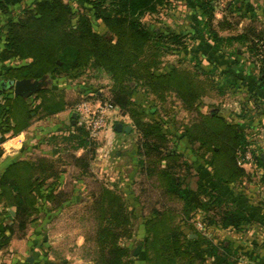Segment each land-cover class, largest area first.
Instances as JSON below:
<instances>
[{"label": "trees", "instance_id": "16d2710c", "mask_svg": "<svg viewBox=\"0 0 264 264\" xmlns=\"http://www.w3.org/2000/svg\"><path fill=\"white\" fill-rule=\"evenodd\" d=\"M25 1L0 0V14L8 15ZM74 1L78 8L66 0H33L31 6L2 27L0 158L6 134L18 135L30 127L35 117L54 116L73 104L63 90L55 87L44 88L34 97L25 98L14 96L12 89L1 85L2 81L43 76L57 81L86 72L92 78L105 76L110 80L107 100L130 117L139 136V166L149 179L155 180L157 189L168 199L182 203V207L179 216L172 209L152 211L144 221L142 252L134 257L126 243L135 236L129 203L122 192L98 182L88 207L95 219L92 235L86 237L91 262L135 264L142 256L144 264H197L205 258L195 247L221 253L225 262H230L236 255L231 244L214 245L194 226L190 228L192 233H187L185 224L193 213H208L222 199L206 184H200L197 189L184 187V177L176 171L181 155L177 149H171L166 127L174 130L179 141H185L210 169L208 177L212 183L229 189L248 178L249 173L241 162L248 150L264 169L262 155L256 152L240 123L231 122L217 112L210 114L202 110L203 98L212 90L220 94L238 90L237 78L220 68L225 67L226 49L235 42L246 46L257 61V82L264 90V30L256 23L260 14L250 0H230V13L250 19V24L239 32L240 21L233 25L224 16L218 20V27L221 31L229 30L230 34L223 36L213 23L216 0H186L195 12L196 24L188 33H177L167 28L151 29L143 19L168 7L172 0ZM96 20L103 23L105 33L95 29ZM192 41L209 55L213 68L205 70L197 58L193 69L180 64L164 70L165 57L186 51L187 42ZM194 60L192 57L188 61ZM14 61L21 63L13 64ZM140 89L151 98L150 113L157 118L147 119L149 112L134 98ZM179 109L189 116L187 121L178 119ZM72 127L82 132V143L95 145L84 126L72 124ZM261 130L264 131V125ZM61 178L58 161L47 157L12 161L0 173V206L3 207L0 250L7 249L14 238H25L41 213L46 219L52 208H61L69 202L74 193L59 189L57 184ZM226 200L229 205L222 216L225 229L240 230L251 224L252 212L246 208L249 204Z\"/></svg>", "mask_w": 264, "mask_h": 264}, {"label": "rangeland", "instance_id": "374dc122", "mask_svg": "<svg viewBox=\"0 0 264 264\" xmlns=\"http://www.w3.org/2000/svg\"><path fill=\"white\" fill-rule=\"evenodd\" d=\"M66 1L78 8V4L74 0ZM229 1L216 0L214 2L216 19L213 23L223 36L227 35L228 32L225 33V31L219 29L218 20H222L224 16L233 25L240 21L238 30H242L250 24V22L239 18L240 14L230 13L228 8ZM251 1L264 6V0ZM32 3L33 0H27L22 5L15 6L8 15L0 14V32L8 20L18 17L24 8L31 6ZM188 3L186 0H172L168 7L161 9L157 13L148 14L143 19L150 25L151 29L167 28L177 33H188L195 23V12L190 10L192 7ZM190 4H193V2H190ZM262 19L257 20L256 23L260 29L264 30V21ZM94 26L98 32H106V28L101 21L96 20ZM203 44L204 41L201 44L202 48H204ZM187 46L186 51L180 50L167 55L164 59L163 69L169 70L172 66L180 64L193 69L197 58L201 60L205 70L208 71L213 68L209 55L199 49L198 43H194V41L187 42ZM192 57L195 62L192 61L191 63L188 60ZM185 58L188 60L185 61ZM19 63L21 62H13V64ZM220 68L225 71V67L221 66ZM220 68L218 69L219 71ZM48 80L47 87L58 88V91L63 90L66 99L73 103L68 109L54 116L48 118L35 117L36 123L41 129L37 132V139L48 142V146L45 144L41 147L39 146L37 150L32 152L31 158L47 157L58 161V169L62 173V178L58 181L57 186H60L59 189L66 193H74L69 202H66L61 208L55 210L52 208L47 216L48 218L45 219L48 221V225L45 230L43 229V234L52 239L51 251L55 255L57 253H65L66 256L70 253V255L73 254L72 256L76 255L83 260L91 262L90 251L87 250L89 246L86 243V237L92 235L95 219L88 207L92 202V193L97 190V183L103 182L111 188L122 192L129 203L135 225V236L126 243L133 254L136 247L140 243L142 244L145 239L144 221L152 215V211L154 209L159 211L172 209L179 216L182 203L168 199L157 189L155 180L149 179L146 171H143L141 166H139L140 152H138L137 148L139 136L134 130L130 117L123 113L120 108L111 105L107 100L106 97L110 92V80L107 77L92 78L89 72H86L79 73L75 77L61 78L57 81L48 77ZM134 96L136 101L141 103L149 112L147 119L157 118L156 115L150 113V107L153 104L149 96L144 94L141 89ZM85 101L108 103L111 107L116 108L112 113L115 116L113 122L115 124L121 122L132 125L133 131L129 136H124V139L119 144H115L111 140L114 138V133L118 131L114 128L115 124L114 126L110 124L99 139L93 140L89 137L95 145L82 143L84 139L82 132L76 131L72 124L82 125L86 128L84 124L80 123L78 115L76 117L73 116L79 104ZM244 101L245 96L242 93L241 95L220 94L218 90H212L209 95L203 98L202 110L210 114L217 112L223 117L231 118L233 120L231 122H236L240 121L236 113L239 112ZM250 107L253 106L251 105ZM250 113H248L247 119L249 122H243L245 125L243 127L246 128L247 125L251 124L250 128H248L250 141L252 144L262 145L260 153H264V132L260 131L261 123L253 119ZM177 117L181 121L189 119V116L182 109L177 110ZM166 128L171 137V149H177L181 155L180 161L176 163V171L184 177V187L186 189H197L200 184H206L208 187L210 186V189L214 188L217 195L222 199L220 205H217L216 208L208 213H193L187 224H185L187 233L190 235L192 233L190 228L194 226L205 233L213 241L214 245H225L227 240H225V227L222 224V216L225 213V207L229 205L226 199L230 203L263 204L264 169L255 163L256 167H251L248 159H242L241 162L245 168L247 167L246 170L249 173V177L240 184L226 189L224 186L211 182L210 177H208L210 169L202 163L197 154L191 151L185 141H179L173 133L174 130L170 131L168 127ZM106 139L110 141L107 143ZM196 148L194 149L196 150ZM74 156L82 159L79 161L75 160ZM252 158L254 157L252 156ZM40 216L44 217V213H41ZM178 219L180 220V217ZM81 237L84 238V244L79 247L77 241ZM195 248L205 258V260H199L197 264H225V257H222L221 253L215 254L207 252L200 247ZM220 252L224 253V250L220 249ZM140 258V260L136 259L137 262L135 264H144L143 257L141 256ZM59 259L64 258L60 257Z\"/></svg>", "mask_w": 264, "mask_h": 264}, {"label": "crops", "instance_id": "0c3cea01", "mask_svg": "<svg viewBox=\"0 0 264 264\" xmlns=\"http://www.w3.org/2000/svg\"><path fill=\"white\" fill-rule=\"evenodd\" d=\"M251 2L253 3V1ZM253 6L260 14V19L263 18L262 20L264 21V6L258 3H253ZM244 20L250 22L248 18H244ZM242 30L238 31L241 32ZM226 32H228L227 35L230 34L229 30H225V33ZM226 51L228 52L225 53V71L231 74V77L237 78L236 80L239 82V85L237 84L238 90H229L227 94L241 95L242 93L245 96V101L241 105L239 112L236 113L240 121L236 122L243 126V122H249V120H247L248 113L251 112L250 114L253 116V119L258 120L262 127L264 125V90L257 82L259 77L257 61L249 54L246 46L237 42L230 48H227ZM251 105L253 107H250ZM225 118L229 121H233L227 116H225ZM36 122L34 118L30 127L18 135L13 136L11 132L6 134L7 140L1 144L3 154L0 158V173H2L12 161L20 159L33 160L31 158L33 151L44 144L48 146V142L44 141V143L37 139V132L41 129ZM250 126L251 124L246 126L245 129L247 132ZM129 135V133L124 131L115 132L114 138L111 141H114L115 144H119L124 139V136ZM34 137L35 139H33ZM109 141L110 140L106 139L107 143ZM253 145L256 152L260 153V151H262V145L259 146L255 143H253ZM260 154L264 155L263 152ZM45 155L47 156V154ZM248 163L251 167L254 166V168L256 165L258 166L254 158L249 160ZM254 163L256 165H254ZM246 208L252 212L251 224L244 226L240 230L225 229V240H227L225 242L228 245L231 244L236 254L235 256L233 255L234 257L230 262L226 261L225 264H264V203H250ZM2 209L3 207L0 206V211ZM11 212L13 213V211ZM47 225L48 221L43 217L40 216L36 219L31 224L28 235L25 238H14L7 249L0 250V264H93L92 262L83 260L79 256H72L73 254L70 255V253L66 256L65 253H57V255H55L54 252L51 251L52 239L43 234ZM77 242L79 247L82 246V244H84V238H79ZM60 257H63L65 260L59 259Z\"/></svg>", "mask_w": 264, "mask_h": 264}, {"label": "built area", "instance_id": "2783aa9c", "mask_svg": "<svg viewBox=\"0 0 264 264\" xmlns=\"http://www.w3.org/2000/svg\"><path fill=\"white\" fill-rule=\"evenodd\" d=\"M117 108V107H116ZM108 103L96 101H85L76 108V114L79 117L80 123L84 124L89 131V136L93 140L102 137V133L112 124L114 126L113 111L116 109ZM253 153L251 150L246 152L244 159L251 160Z\"/></svg>", "mask_w": 264, "mask_h": 264}, {"label": "water", "instance_id": "95a60500", "mask_svg": "<svg viewBox=\"0 0 264 264\" xmlns=\"http://www.w3.org/2000/svg\"><path fill=\"white\" fill-rule=\"evenodd\" d=\"M49 80L48 76H43L42 78L38 79H31V78H23L17 80H11L9 82L2 81V86H8L10 89L13 90L14 96H23L25 98H29L35 94H37L42 89L48 86ZM74 117L77 116L76 113L73 115ZM115 130L118 132H126L131 133L133 131L132 125H125L124 123L117 122L115 124ZM262 159L264 161V155H262ZM14 213V212H13ZM142 244L140 243L133 252L134 256H137L141 251Z\"/></svg>", "mask_w": 264, "mask_h": 264}]
</instances>
